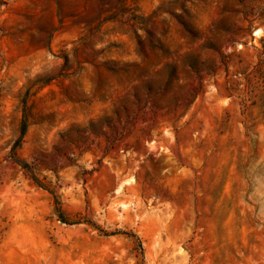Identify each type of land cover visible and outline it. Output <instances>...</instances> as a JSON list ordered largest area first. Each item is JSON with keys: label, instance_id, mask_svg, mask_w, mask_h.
Masks as SVG:
<instances>
[{"label": "rangeland", "instance_id": "1", "mask_svg": "<svg viewBox=\"0 0 264 264\" xmlns=\"http://www.w3.org/2000/svg\"><path fill=\"white\" fill-rule=\"evenodd\" d=\"M0 264H264V0H0Z\"/></svg>", "mask_w": 264, "mask_h": 264}]
</instances>
